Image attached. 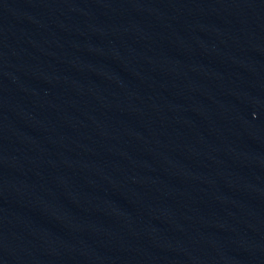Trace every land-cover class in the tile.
I'll use <instances>...</instances> for the list:
<instances>
[{
    "label": "water",
    "instance_id": "95a60500",
    "mask_svg": "<svg viewBox=\"0 0 264 264\" xmlns=\"http://www.w3.org/2000/svg\"><path fill=\"white\" fill-rule=\"evenodd\" d=\"M0 264H264V0H0Z\"/></svg>",
    "mask_w": 264,
    "mask_h": 264
}]
</instances>
